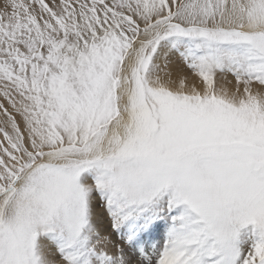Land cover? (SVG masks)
<instances>
[{
	"label": "rangeland",
	"instance_id": "rangeland-1",
	"mask_svg": "<svg viewBox=\"0 0 264 264\" xmlns=\"http://www.w3.org/2000/svg\"><path fill=\"white\" fill-rule=\"evenodd\" d=\"M55 1H57L58 3H60V2L63 3L62 0H55ZM63 1L67 2L69 6L73 5V7L79 8L80 12L86 13V16L90 20L93 19V21H95L96 19H99L100 24L102 23V20H106V19L108 21L112 20L111 23H113L114 31H109L108 35L111 36L112 34L115 33L113 38L115 40H118L117 42L119 43V45L124 46V48L127 47L129 44L133 43V41H135V39L143 38L146 35L149 36L151 33L154 34L155 31H157L158 29H161V34L160 35L157 34L152 39L153 40L152 43L155 45V47L150 42V44L148 46L149 49L147 47L145 49V51L142 52L143 54H142L140 60H138L139 61V62H137L138 64L137 63L135 64L136 75L141 73L143 68L146 69V66H149L152 63V60H150L151 58H149L150 55L152 56L153 53L156 54L157 52H159L161 46L164 43H166L168 45L170 51H172V53L174 55L172 58L166 57L167 62L165 61L163 63V67L159 68V71L164 69V72H162L163 74L165 72H168V70H170L171 68H173L175 70L180 71L179 74H181V72H184L183 74H181V76L192 75V77H194V78H200L201 77L200 79H202L203 75H204V78L206 77L205 79H207L206 82L210 81V83L211 82L216 83V81L222 82L226 78V80L222 83L223 84L224 83L232 84V86L233 85L236 86V84L239 80V81H241L239 86H241L243 84L242 85L243 89H247L248 86H253V87L256 86V87H260L261 89L263 88V90H264V87H262V86H264V78H262V76H261V78L259 79L260 76H258V73L256 72L255 64L251 60L252 58H250L251 56L249 57L248 56L249 54H247V51L244 50L243 48H240L238 43L235 44L236 42L241 41V40L234 39V36L230 32H229L230 33V35H229L228 32H225L223 30L217 31L214 34L212 33V37L215 35H219L222 38V40L221 39L220 40L223 44L220 42L214 47L215 42H213V39L211 37H209L210 40H209V43L207 44V48H206V50H203V48H204L203 45H205L203 43L205 36L203 38H201V37L197 38V41H196L193 38V35H191L192 33L196 32V31H194V30L192 31L191 29H189L191 26L190 25L191 23H189V19H191L193 15L196 18L200 17L202 15V13L199 16H198V14L200 13V11L203 10L202 6L207 5L209 8V6H213V4L218 5L219 0H198L199 5L197 4L196 8H194L195 9L194 11L190 7L187 8L186 2H188V0H181L180 2H178L179 0H149L148 4H145V5H143L141 0H135V1L133 0L134 3L136 1H138V3H135V4L132 2V0H120V1L119 0H105V1L98 0V2H97V0H81V1L78 0L75 2H72L70 0H63ZM183 1H185L184 2L185 4L183 3ZM74 3L76 4L75 6H74ZM190 3L191 2H188L187 5L189 6ZM0 4H2L4 7H7L6 11H2L0 9V27H1L0 28V80L2 79L1 78L2 75H4L5 77L8 76V77L12 78L13 81H16L18 84H20L22 88H25L28 90H30L32 88L31 90H33V92L35 94H38V95L42 94V92L44 90L43 87H45L47 84L49 85V79L51 81L53 80L52 82H53V84H55V88H54L55 92L52 93V96L49 98V100H48L49 104L48 105H52L55 107L60 106L61 101L64 100V97L62 96V94L64 92H66L67 90L78 89V90H80V92L84 91L83 92L84 94L81 95V98L85 97V95L88 97L87 98L85 97V99L79 98V100H84L86 102V105H84L85 107L83 106L82 110H84L86 113L88 111V114H87L88 122H87V124L96 126V124H91V123H92V121H94V123L96 121V115H97V111H98L97 108L100 107L99 104L100 105L102 104L101 98L103 97L102 93L100 92V88L98 87L99 81L96 80L98 77H96V75H93V74H91V78L87 77L86 73L84 72L83 67L79 63L75 64V62H76L75 56L76 57L82 56L83 58L89 57V55H91V53H92V51H94V49H96L95 50L96 52H98L100 54H102V53L104 54L106 47L109 48L111 46V44L108 43L106 45L105 42L102 39H100L98 36L96 39H99V40L94 41L92 44L88 39H86V37H87L86 35L78 33L75 28H72V29L67 28L64 31L65 33L63 32V34H56L54 32L53 27L51 25H49L48 20L46 19L49 16L50 19L53 20L54 22H57V20H59V15H58L57 10H55L56 8H54L53 0H0ZM81 5H83V6H81ZM133 6H135V7H133ZM182 6H184V7H182ZM124 7H126V8H124ZM150 7H151V9H149ZM163 7H165V8H163ZM178 7L181 10H179ZM31 8L39 10L40 17L42 19H46V22L40 25V23L37 19L38 14H32ZM102 8H103V10H102ZM8 10H9V16L5 15V13ZM14 10H15V12H12ZM187 10L193 11V12L191 13V12H188ZM203 11L205 13V10H203ZM107 14H109L110 16ZM104 16H106V18ZM156 17H158V18H156ZM169 17H171V18H169ZM19 18H21V19H19ZM7 19L9 22L7 21ZM31 19H32V21H31ZM151 19H153V21ZM185 23H189V24H185ZM124 26H126V28ZM58 27H59V25H58ZM69 29H71V30H69ZM184 29H185V31H184ZM169 30H170V32H169ZM74 31H75V33H74ZM10 32H11V34H10ZM145 32H148V33L144 36L143 33H145ZM72 33H73V35H72ZM140 33H141V35H139ZM148 36H146V37H148ZM151 37H153V36H150L148 38H151ZM88 38H90V37L88 36ZM176 39H177V41H175ZM259 39L261 41H264L263 36ZM37 40H38V42H37ZM40 40H42V41H40ZM200 40H202V41H200ZM77 41L80 43L79 46H78ZM156 42H158V43H156ZM39 45H40V47H39ZM228 46H229L228 49H230V50H226L227 53H224V55L228 56L229 55L228 53H233L232 58L233 59L235 58L236 67L232 70L229 67L228 71H221L220 69H218V67H215V65L218 64V62L220 60L217 58L216 59L212 58L210 56V54L214 51L217 52L219 50V48H226ZM30 47H32V48H30ZM187 47H189V48H187ZM37 49H38V52H37ZM42 49H44V50H42ZM32 50L34 52H32ZM42 53H45L44 59L41 60V59L35 58V57L39 58V56ZM36 54H37V56H36ZM204 54H207L210 57L206 60V58L203 57ZM170 58L173 59V62H174V63L173 62L171 63V66H170V64H168V62L171 60ZM145 60H147V61H145ZM205 61L207 63L206 66H208V67H209V65L211 66V63H214V65H212V67H209V69H211L210 70L211 72L208 71L209 69L207 71L200 69V65L202 63H204ZM8 62H10L12 64H10ZM5 63H6V65H5ZM9 64L11 65V67ZM72 64H73L74 68H76L75 70L72 67ZM172 64H173V66H172ZM144 65H145V67H144ZM40 68H42V69H40ZM48 69H49V71H48ZM155 69H157V68H155ZM52 70H54V71H52ZM216 70H217V72H214ZM219 71H220V73H218ZM155 73L156 74L158 73L157 76L162 75L161 71L155 72ZM51 74H55V75L51 76ZM254 74H255V77L253 76ZM14 75L16 77H13ZM227 75L230 78V80H229V78L224 77ZM251 76H253L254 78ZM221 77H222V79H221ZM240 78H242V79H240ZM45 79H47V80H45ZM231 79H233V81H235V82L237 81V82L235 83ZM258 79L259 80L262 79V80L259 81ZM242 80H243V82H242ZM250 80L252 81L251 83H249ZM1 81H3V79ZM1 81H0V89H1V87H3V83H5L4 81L3 82H1ZM55 81H57V83ZM63 81H65L66 84ZM231 81H232V83H231ZM85 82H86V84H85ZM262 82H263V85H262ZM22 83L23 84L25 83V84L23 85ZM233 83H235V84H233ZM245 83H247V84H245ZM31 84H32V86H31ZM245 86H247V87H245ZM71 87H73V88H71ZM88 87H90V88H88ZM94 88L98 89V91L95 92ZM89 89L91 91H89ZM92 89H94V90H92ZM90 95H92L93 99L96 96L95 100L97 99L96 100V106L97 107H95L94 108L95 110H93V111L88 109L89 107H87V106H91V104L87 102V99L88 98L90 99ZM73 99H75V98L71 97V99L68 100L66 105H70L71 102L73 101ZM95 100H93V101H95ZM215 100L220 105L215 103L216 102ZM111 102L113 103V101H111ZM112 103H110L108 114H111L112 111L114 110V103L113 104ZM111 106H113V107H111ZM55 107L50 108V106H47L45 109L46 120L49 119L48 121H51V123L54 125H56L61 120V115L59 113L60 108L56 109ZM230 107H232V108H230ZM202 108H203V110H202ZM197 109H200L201 113L203 111L202 116H203V118H205V121L203 120L204 122L202 124L203 125L202 128L203 127L204 128H203L202 134L195 132L196 134L193 133V136L190 135L191 141H189L188 138H186V141L185 140L183 142L180 141L181 143L179 145L176 144L177 147L175 149L174 148L173 149L166 148L167 146L162 140L154 139L153 132H157L158 124H157L156 120L153 118V115L148 113V115H146L147 117L143 115L142 123L144 124V127H143L144 129L139 130L137 132V136H136V139H137L136 144H138V149L140 147H141V149H139L138 151L136 150L135 154H136V152H139L140 154L137 153L136 155L134 154L133 157H126V158L121 159V160L120 159L114 160L111 164L105 163L104 166H102L104 169L101 168V169L106 170V171H112V173H114L115 175H116L115 172L118 171V175L115 177V181L117 180L116 181V189H117V191L121 197H125L126 199L130 198V200L128 199V201H129V204L131 206L134 207L135 205H139V206L143 207L142 205L148 204L147 205L148 208H146V216L144 218L146 223H147L146 231H145V229H140V227L136 226V227H134V231L131 232L132 234L131 233L124 234V233H122V229L117 224L113 227L115 221L112 218L111 219L113 221H111V222L108 219V222L110 223V226H109L110 234L112 235V237H110L109 235L104 233V237L96 242L95 247H90V251H91L92 255L89 257H85L84 253L81 251V245H80L81 236L80 235H82V233H84V229L86 227V223L82 221V218L84 220L86 219L85 217L87 216V213H86L87 211H85V210H88V207L90 205V201L88 200V201L84 202L83 194L81 193V189H79V186L81 188L80 178L82 177V175L85 176L84 179H87V184L90 185V187L93 189L94 194L91 195V198H94L97 201L96 206H98L97 208H98L99 212H100V210L101 211L107 210L108 212L113 211V206L109 205L110 203L105 200V198L107 199V198L112 197V196L110 194H106L107 197H106V195L104 196V194H105L104 192H105L106 188L109 189L110 186L112 185V182L109 181V178L106 179L108 176L107 177L104 176L103 178H101V175H100L101 171H100V168H98L99 163H94L93 165H89L86 169H84L82 171L79 169L72 171V173L69 176H67L64 173L60 174L61 177H60L58 183H55V177L59 174V172L57 173V172L52 171L50 169H45L46 175L50 174V171L53 172L52 175H48L49 179H45V177H44L45 174H44L42 168H39L40 170L39 169L36 170V172H35L36 176H33L34 174L32 173V181L34 183L35 182L40 183L41 186L36 185L38 190H39L38 192H33L32 190L29 189V193L31 194L32 198L38 203V207H39V208L37 207L36 209L34 208V210L31 211V214H33L32 215L33 218L31 220L34 224V227L30 224V237L36 236L37 232L40 229H47V230H50L48 233H54L55 231H52V230H54L56 227H59L60 229L64 228V230L70 234L69 237L71 239V242L74 243L76 246L75 247L76 251L74 252V256H68V255L66 256L65 255L63 257L60 253L59 248L57 246H55V247L57 249L56 250V254L58 257L57 259L62 263L66 262L69 264H88V263L89 264H91V263L92 264H98L97 263L98 259L96 257L98 252L96 250V247L98 249H100L102 252L108 251V245L109 244L113 245V242L110 239H116L118 241L116 244L115 250L112 249V251L114 250L115 252H118V253L120 252L119 255L117 256V258L120 262H126V260H127V262H128V260H130V261H138V260L141 261L142 260L141 262H143L144 264L145 263L149 264L152 261V258L156 257L157 259L156 260L154 259L153 263H150V264H154V262H155V264H171L172 260L175 262V264H247V260L251 257L252 252H253L256 244L260 240V235H259V230H258V226H257L256 222L254 221L253 223H248L246 220V215L244 213H242V209L239 210L240 211L239 215H232L233 213H231L230 215H232L233 217L232 216L230 217L228 212L225 209H222L224 214L216 212L215 216L213 214H211L209 216L208 220H206V221L202 220L205 224L209 225L211 229L216 227L215 229H213L214 232L212 233V235L208 234L206 236L205 232H203V231H201L200 233H197V231L189 230L185 226L181 225V222H180L181 219L178 218L177 215L175 216V213L173 211L172 201H173V195L174 196L178 195L180 198L183 197L184 203L187 207H189L190 209H194L193 203H197L198 205L206 203V201L203 202L205 197H203L202 194L208 195V193H209L211 195V199H212V202L210 203V207H212V208L213 207L215 208L217 206H220L222 208V205L220 202H218V200H219V198H223V199H225L224 203L230 202L232 205H237V206L241 205L242 207H245V208L252 207L256 213H261V212L264 213V211H261V210H263V208L261 207L260 202H259V194H261V193L258 189L253 188L254 186L257 185L258 179H259V182L264 185V169L261 168L263 166L262 165L256 166V163L254 162L253 159H250V160L246 159L247 160V168L250 170L249 172L247 171L248 176H247V173H244V175H241L242 176L241 178L239 177V178H234L233 180H228V179L225 180V176L223 175V172H224L225 167H227V165L224 163V161L227 160V157H226V155L220 156L219 155L220 153H217V152H219L218 151L219 148H224V150H227L229 148H233L236 145H238V146H236L238 148H240L242 146V148H245L246 150L249 149L252 152L253 150H255V148L258 147L257 144H259V145H261V146H259L260 150L261 149L263 150L264 149V140H263L264 139V129L261 128V131H258L259 133L257 134L256 131H252V130L245 128V125H239V124H242L241 121H239L236 124V122H237L236 119L240 118V116L238 117L237 114L235 113V110H236L235 107L229 106L228 103L223 102L221 100H218V99H216V97L211 99L206 104V108L203 106H197ZM3 111L4 110H2L0 108V134L2 136H4L10 142L9 143L10 148L6 145L0 146V172H1V170L7 171V173L6 172L0 173V179L4 180L3 184L0 185V193H1L0 198H2V199L5 196H8L9 194H11L12 191H14V189L19 184L18 177H21L24 174L28 175V172L32 168H34L36 163L41 159V154H42V152L40 150L29 152V149H28L29 147H28L26 140L24 138V134H23L22 130L20 129L19 125L17 124V121L15 119H14L15 121L13 119L10 120V118H8L6 112H4L6 114L2 113ZM4 120L5 121L8 120V123H9L8 125L12 124L13 128H15L16 131L13 132V129L10 130L7 127V125L5 124ZM67 120L70 121L69 118ZM161 123H163V122L160 121L159 124H161ZM159 128H160V125H159ZM208 128H210V129H208ZM235 128H237V130L239 132L235 133L233 130ZM64 130L67 131V129H64ZM205 130L207 132H205ZM208 130H209V132H208ZM210 130L211 131L213 130V132H215L217 135L212 136L210 134V132H211ZM221 130H223V131H221ZM227 131H229L230 133ZM245 131L248 132L249 136H247L248 137L247 139H250V141L244 142V144L241 145L240 143H242V142H240L241 140L239 141L238 135L243 134ZM87 132H89V131H87ZM21 133H22V135H21ZM194 135H195V137H194ZM208 135H210V136H208ZM21 136H23V137H21ZM52 136H53L52 139H55V136L54 135H52ZM218 136H221L220 141H222L223 147H214L216 149H213L212 147H210V144L217 143L219 141V140H217ZM153 140H154V142H153ZM193 140L196 143L193 142ZM0 141H4V139H2ZM19 142H20V144H19ZM148 142H151L152 144L148 143ZM260 142H262V143H260ZM24 143H26V144H24ZM187 144H188V146L190 144V146H189L190 148L192 146L193 147L191 149L189 148L187 153H184L187 155L186 157H182V156H181L182 158L172 157V155H177V154L183 152L182 148L184 149L183 146L187 145ZM245 144L250 145L251 147L247 148L245 146ZM262 145H263V147H262ZM151 146L152 147L154 146V147L152 148ZM155 146H157V147H155ZM196 146H198V147H196ZM206 146H208L207 148H209V149H207ZM147 148H148V150H147ZM7 149H10V151H12V153L14 155H10L7 152ZM149 150H151V151H149ZM262 150L259 151L260 155H264V152ZM162 151H163V154H162ZM15 154H16V156H15ZM195 154H201L202 156L198 155L199 156L198 157ZM18 155L21 156L22 158H24L23 164L21 166L22 168H20L18 173H14L15 174L14 177L7 179V177L9 175H12V173H8V171H10L9 164L10 163L15 164V160H18L17 162H19ZM182 155H183V153H182ZM210 155H211V157H209ZM139 156H142L143 158L139 157ZM236 158H240V156L237 155ZM13 159H15V160H13ZM27 159H29V160H27ZM146 159H148V160H146ZM165 159H167V160H165ZM263 159H264V156H263ZM144 160L146 162H144ZM218 160H219V162H216ZM239 163L241 165H243V163L241 161ZM250 163H252V164H250ZM15 166H16V164H15ZM97 168L99 170L94 171V169H97ZM146 168H147V170H146ZM156 171L164 172L166 175L158 176L159 177L158 178L157 176H154V172H156ZM212 172H213V174H212ZM55 174H57V175H55ZM250 174L252 175V177L254 176V178H250L249 177V176H251ZM162 176H163V179H162ZM13 178H15V179H13ZM183 178H184V180H183ZM41 179L43 180V182ZM91 180H92V182H91ZM108 182H110V183L108 184ZM95 183H101V185L97 184V186H94ZM4 184H7V185L2 187ZM251 186H252V189L249 188ZM103 188H105V189H103ZM162 189H163V195H165V199H166L165 200V207L166 208L163 209V207H162L163 214H164V210H165L167 217L169 219V223H167L168 225L163 224L161 226L160 225V219L162 220L163 217H160V213L152 214V215H150V214L154 211V208L153 209L151 208V206L154 203L153 200L156 201V198H158V195L160 196ZM173 189H174V191H173ZM224 189H225V191H224ZM102 190H103L104 194H102ZM128 190H131V192L129 193ZM168 190H169V192L172 191L174 194L172 192H171L172 194L166 193V192H168ZM95 191H97V192H95ZM110 191H111L110 193H112V188H110ZM184 192H185V194H184ZM50 193L63 195L64 199L66 200V202H64L65 204L63 203V205H62L61 200L58 198L53 200L52 197L50 196ZM180 193H181V196H180ZM77 195L81 197V199H82L80 201L81 203L79 202ZM96 197H97V199H96ZM50 198H51V200H49ZM91 198H90V200H91ZM38 200H39V202H38ZM194 200H195V202H194ZM199 200L201 201V203L199 202ZM150 201L153 203H151ZM115 202H118V201H115ZM252 203H254V204H252ZM41 204H43V205H41ZM60 204H61V206H59ZM157 205L159 206V203H157ZM76 206H78L79 209L81 210L80 211L81 213L79 216L75 212ZM64 207L65 208L67 207V208L65 209ZM102 207H104V209H101ZM105 207H107V208H105ZM180 209H182V208H180ZM39 210H43L44 211L43 214H41L39 212ZM35 211H37V212H35ZM114 216L115 215L111 214V217H114ZM223 218H224V220H222ZM71 219L72 220L74 219V220L72 221ZM138 220H140V218H136V222ZM75 221L76 222L78 221L79 223L78 222L76 223ZM218 221H219V223H218ZM228 223H230V224H228ZM111 224H112V226H111ZM218 224H219V226H216ZM135 225H137V224H135ZM156 227H157V229H156ZM240 229H242L241 235H243V240L237 239V237L235 235V232L240 230ZM147 230H148V232H147ZM138 231H142V233L146 234L145 235L146 241H148L149 238H151V240L153 238V241L151 243H148V246H146V245L137 246L135 244V242L138 240V237L135 236V232H138ZM187 232H192L193 235H191V236L196 237L195 249H194V251L191 250V252L189 251L190 247L184 245L185 241L187 242L191 238V237H189V238L187 237ZM16 233H18L20 236L22 235L21 237L24 239L25 245L28 246V240L25 238L27 235V232H16ZM12 234L15 236V238L17 240L20 239L15 233H12ZM199 236H201V237H199ZM198 237H199V239H197ZM31 240L32 239L30 238V241ZM181 240H183V241H181ZM204 241H205V243H204ZM12 242H13V240H12ZM216 242H217V244H216ZM202 243H203V245H202ZM235 244H237L238 247ZM131 245H132V247L130 248ZM13 246H15V244H13ZM16 248H18V247H16ZM125 248L126 249L128 248L130 250L128 252H123V251H125L124 250ZM133 248L135 249L136 252L133 250ZM116 249H118V250H116ZM16 250L14 247L12 248V251H10L8 253V257H7L8 260H10V258L13 257L14 262L16 261L17 254H18L16 252ZM4 251H5L4 248H2V246H1L0 247V253H2ZM133 251L136 254H134ZM216 251L217 252L219 251V252L217 253ZM33 252H34V254H33ZM121 252H122V255H124L125 257L121 256ZM183 252H185V253H183ZM126 253L131 254L130 257L128 256L129 258H126L127 257ZM35 255H36V251H34V250H32L30 252V257H29V253L26 252V254H25L26 261H24L23 264H37V263L39 264V261L36 260L37 258L35 257ZM60 256H62V258ZM110 256L106 257V260L109 262H112L113 257H112V255H110ZM92 258L97 259V260L95 262H92L91 261ZM123 258L125 261L123 260Z\"/></svg>",
	"mask_w": 264,
	"mask_h": 264
},
{
	"label": "bare ground",
	"instance_id": "bare-ground-1",
	"mask_svg": "<svg viewBox=\"0 0 264 264\" xmlns=\"http://www.w3.org/2000/svg\"><path fill=\"white\" fill-rule=\"evenodd\" d=\"M70 1L75 2L78 0H70ZM79 1H81V0H79ZM103 1H105V0H103ZM148 1L149 0H141L143 5L148 4ZM180 1L181 0H179L178 2H180ZM62 2L63 3H61V2L58 3L57 1L53 0V5H54V8H56L55 10H57V12H58L59 20H57V22H54L53 20L50 19L49 16L46 18L48 20L49 25H51L53 27L54 32L56 34H63V32L67 28H71V29L75 28L78 33L86 35L87 36L86 39H88L92 44L94 41L99 40V39H96L97 36L100 39H102L106 45L108 43L111 44V46L109 48L106 47L104 54L103 53L100 54V53L95 51L96 49H94V51H92V53H91V55H89V57L83 58L82 56H77V57L75 56V59H76L75 64L79 63L83 67L84 72L86 73L87 77L91 78V74L96 75V77H98L96 80L99 81L98 87L100 88V92L102 93V96H103L101 98L102 104L101 105L99 104L100 107L97 108L98 111H97L95 123H94V121L91 120L92 121L91 124H96V126L89 125V124H87V122H88V116H87L88 111L86 113L84 110H82L83 106L86 105V102L84 100H79V98H81V95L84 94L83 93L84 91L80 92V90H78V89L67 90L66 92H64L62 94V96L64 97V100L61 101L60 106L55 107L52 105H48L49 104L48 103L49 98L52 96V93L55 92V90H54L55 84H53V82H52L53 80L51 81L49 79V85L47 84L45 87H43L44 90H43L42 94L38 95V94H35L33 92V90H31L32 88L30 90L22 88L21 85L18 84L16 81H13L12 78H10L8 76L5 77L4 75L1 76V78L5 82V83H3V87H1V89H0V108L2 110H4L2 113L6 112L8 118H10V120L15 119L17 121V124L19 125L20 129L22 130V132L24 134V138H25L26 143L29 147L28 148L29 152L40 150L42 152V154H41V159L36 163L34 168H32L28 172V175L24 174L23 176L18 177L19 184L14 189V191H12L11 194H9L8 196H5L3 199L0 198V247L2 246V248H4V250H5L4 252L0 253V264H23L24 261H26V259H25L26 252L29 253V257H30V252L32 250L36 251L35 257L37 258L36 260L39 261V264H69L66 262L62 263L57 259L58 258L57 254H56L57 249L55 246H57L59 248L60 253L63 257L65 255L66 256L67 255L68 256H74V252L76 251V248H75L76 246L74 243L71 242V239L69 237L70 234L67 231H65L64 228H62V227H61L62 229H60L59 227H56L54 230H52V231H55L54 233H48L50 230L39 228L40 230L37 232V235L30 237V224L34 227V224L31 220L33 218V216H32L33 214H31V211L34 210V208L36 209L38 207V203L32 198L31 194L29 193V189L32 190L33 192L39 191L36 185L41 186L40 183H38V182L34 183L32 181V173L34 174L33 176H36L35 172L37 169H39V168L43 169V172L45 174V176H44L45 179H49L48 175L53 174V172L50 171V174L46 175L45 169H50V170L55 171L57 173L59 172L58 175L55 174V175H57L55 177V183H58V181L61 177L60 174L64 173L67 176H69L72 173V171H74V170L79 169L82 171V170L86 169L89 165H93L94 163H99V165H98L99 167L98 166L97 167L100 168L101 172L100 171L99 172L101 173L100 174L101 178H103L104 176H106V177L108 176L106 179L109 178V181L112 182V185L110 186V188H112V193H110L111 192L110 188L109 189L106 188V190L104 192L105 194L103 193V190H102V194H104V196L106 194H110L112 196V197H109L107 199L105 198V200L110 203L109 205L113 206V211L108 212L107 210H104V211L100 210V212H99V210L97 208L98 206H96L97 201L94 198H91V195L94 194L93 189L90 187V185L87 184V179H84L85 178L84 175H82V177L80 178L81 188L79 186V189H81V193L83 194L84 202L89 200L90 205L88 207V210H85V211H87L86 212L87 216L85 217L86 219L84 220L82 218V221L86 223V227L84 229V233H82V235H80L81 241L80 240L79 241H80V245H81V251L84 253L85 257H89L92 255V253L90 251V247H95L96 242L104 237V233H106L107 235L112 237V235L110 234V228H109L110 223L108 222V219L110 220V222L114 220L115 223H114L113 227L117 224L122 229V233H124V234L131 233L132 231H134V227H136V226L140 227V229H145V231L147 229V223H146L144 218L146 216V208H148L147 207L148 204L142 205L143 207H141L139 205H135L134 207L131 206L129 204V201H128V199L130 200V198L126 199L125 197H121L120 194L118 193L117 189H116V181L117 180L115 181V177L118 175V171L115 172L116 173V175H115L114 173H112V171L103 170L104 168L102 167V166H104L105 163L111 164L114 160H118V159L121 160V159H124L126 157H133V155L135 154V151L136 150L138 151L139 149H141V147L138 149V144H136V140H137L136 136H137V132L139 130L144 129L143 128L144 124L142 123L143 115L146 116V115H148V113L153 115V118L156 120V122L158 124L157 132H153V137H154V139L162 140L166 144V146H167L166 148H168V149H173V148L175 149L177 147L176 144L179 145L184 140L186 141V138H188V140L191 141L190 135L193 136V133H195V132L199 133V134L203 133L204 127L202 128V126H203L202 124L205 121V118H203V116H202L203 111L201 113V110L197 109V106H203L206 108V104L211 99H213L215 97L218 100H221L223 102L228 103L229 106L235 107V109H236L235 113L237 114L238 117L240 116V118L236 119L237 120L236 124L239 121H241L242 124H239V125H245V128L252 130V131H256L257 134L259 133L258 131H261V128L264 129V90H263V88L261 89L260 87H256V86H255L256 88L253 86H248V87L245 86V87H247V89H243V86H242L243 84L241 86H239L241 81H239L238 79L237 80L239 83L236 81L237 82L236 86H234V85L232 86V84H227V83L223 84L222 82H224L226 80V78L222 82L216 81V83H214V82L210 83V81L206 82L207 79H205L206 77L204 78V75H203L202 79H200L201 77L200 78H194V77H192V75H185V76L183 75L184 76L183 77V76H181V74H183L184 72H181V74H179L180 71L175 70L173 68H171L170 70H168V72H165L164 74L162 73V72H164V69L160 70L162 75L157 76L158 73L156 74L155 72H160L159 68L163 67V63L166 61V57L172 58L174 55L172 53V51H170V49L166 43H164L161 46L159 52H157L156 54L153 53L152 56L150 55L149 58H151L150 60H152V63L149 66H146V69L143 68L141 73H139V74L137 73L138 75H136L135 64L137 62H139L138 60H140V58L143 54L142 52L145 51V49L149 46L150 42L151 43L153 42L152 39L154 38V36H156L157 34H159V35L161 34V29H158L157 31H155L154 34L151 33L152 35L150 34L149 36L146 35L148 32L143 33L144 36L146 35L148 37H150V36H153V37H151V38H148L146 36L143 38L137 37L138 39H135V41H133V43L129 44L127 47L124 48V46L119 45V43L117 42L118 40H115L113 38L115 33L112 34L111 36L108 35L109 31H114L113 23H111L112 20H110V21H108L107 19L102 20V23L100 24L99 19H96L95 21H93V19L90 20L86 16V13L80 12L79 8L73 7V5L69 6L68 3L63 1V0H62ZM97 2H98V0H97ZM132 2H133V0H132ZM184 2L185 1H183V3ZM188 2H191L189 6L187 5ZM188 2H186L187 8L190 7L194 11L195 10L194 8H196V6L198 4V0H188ZM135 3H138V1H136ZM75 5L76 4L74 3V6ZM81 6H83V5H81ZM133 7H135V6H133ZM182 7H184V6H182ZM124 8H126V7H124ZM163 8H165V7H163ZM0 9L2 11H6L7 7H4L2 4H0ZM149 9H151V7ZM202 9L205 10V13L203 10L200 11V13L198 14V16H199L202 13V15L200 17L196 18L193 15L192 18L189 19V23H191L190 24L191 26L189 25L190 26L189 29H191L192 31L193 30L196 31V32L191 34V35H193V38L196 41H197V38H199V37L203 38L205 36L204 42H203L205 45H203L204 46L203 50H206V48H207V44L209 43V40H210L209 37H211L213 39V42H215L214 47L218 43L221 42L222 38L219 35H215V36H213L214 37L213 38L212 33L214 34L217 31H221V30L228 32L229 35L231 33L234 36V39L241 40V41L236 42L235 44L238 43L239 47L246 50L247 54H249L248 55L249 57L251 56L250 58H252L251 60L255 64L256 72L258 73V76H260L259 79L261 78V76H262V78H264V41H261L259 39L262 36L264 37V0H219L218 5L213 4V6H209V8L207 5H204V6H202ZM102 10H103V8H102ZM179 10H181V9L179 8ZM31 11H32V14H38L37 19H38L40 25L46 22V19H42L40 17L39 10L31 8ZM193 11H188V12L192 13ZM12 12H15V10ZM5 15L9 16V10L5 13ZM107 15H109V14H107ZM104 17L106 18V16H104ZM156 18H158V17H156ZM169 18H171V17H169ZM19 19H21V18H19ZM151 20L153 21V19H151ZM7 21H8V19H7ZM31 21H32V19H31ZM189 23H185V24H189ZM58 25H59V27H58ZM124 27L126 28V26H124ZM71 29H69V30H71ZM184 31H185V29H184ZM169 32H170V30H169ZM74 33H75V31H74ZM10 34H11V32H10ZM72 35H73V33H72ZM139 35H141V33ZM88 36L90 38H88ZM40 41H42V40H40ZM175 41H177V39ZM200 41H202V40H200ZM37 42H38V40H37ZM156 43H158V42H156ZM79 45H80V43L78 42V46ZM152 45L155 47V45L153 43H152ZM39 47H40V45H39ZM30 48H32V47H30ZM187 48H189V47H187ZM228 48H229V46L226 48H219V50L217 52L214 51L210 54V56L212 58H214V59L217 58L220 60L218 62V64L215 65V67H218V69H220L221 71H228L229 67L232 70L236 67L235 58L234 59L232 58L233 53H228L229 54V55L227 54L228 56L224 55V53H227L226 50H230ZM38 49H37V52H38ZM44 49H42V50H44ZM148 49H149V47H148ZM32 52H34V51L32 50ZM36 56H37V54H36ZM210 56L207 54L203 55V57H205L206 60ZM35 58L42 60L45 58V53H42L39 56V58L38 57H35ZM145 61H147V60H145ZM172 62H173V59H171L168 62V64H170V66H171ZM8 63H10V62H8ZM10 64H12V63H10ZM206 64H207L206 61L204 63H202L200 65V69L207 71L209 69V67H212V65H214V63H211V66L209 65V67H208V66H206ZM5 65H6V63H5ZM172 66H173V64H172ZM10 67H11V65H10ZM72 67L74 68L73 64H72ZM144 67H145V65H144ZM155 68H157L158 70ZM40 69H42V68H40ZM75 69L76 68H74V70ZM210 70L211 69H209L208 71H210ZM48 71H49V69H48ZM52 71H54V70H52ZM214 72H217V70ZM218 73H220V71ZM54 75L55 74H51V76H54ZM253 76L255 77V74ZM253 76H251V77H253ZM13 77H16V76L14 75ZM224 77L229 78L228 75L224 76ZM242 78H240V79H242ZM221 79H222V77H221ZM45 80H47V79H45ZM229 80H230V78H229ZM231 80L233 81V79H231ZM261 80H259V81H261ZM3 81H1V82H3ZM232 81H231V83H232ZM55 82L57 83V81H55ZM63 82H65V81H63ZM233 82H235V81H233ZM242 82H243V80H242ZM251 82L252 81L250 80L249 83H251ZM235 83H233V84H235ZM247 83H245V84H247ZM65 84H66V82H65ZM85 84H86V82H85ZM262 85H263V82H262ZM31 86H32V84H31ZM262 87H264V86H262ZM71 88H73V87H71ZM88 88H90V87H88ZM94 89H92V90H94ZM89 91H91V90L89 89ZM97 91H98V89H95V92H97ZM71 97L75 98V99H73V101L71 102L70 105H66L68 100L71 99ZM85 97L87 98L88 96L85 95ZM85 97H82V98L85 99ZM95 98H96V96H95ZM95 98L93 99L92 95H90V99L89 98H88L89 100L87 99V102L91 104V106H87V107H89L88 109H90L92 111L95 110L94 109L95 107H97L96 106V100L97 99L95 100ZM93 100H95V101H93ZM111 101H113V103H114V110L112 111L111 114H108L110 103H112ZM215 103H217V101ZM217 104H219V103H217ZM47 106H50V108L55 107L56 109L60 108L59 113L61 115V120L56 125L52 124L51 121H48L49 119L46 120V118H45L46 117L45 116V109ZM111 107H113V106H111ZM230 108H232V107H230ZM202 110H203V108H202ZM6 113H4V114H6ZM68 118L70 119V121L67 120ZM160 121L163 123L159 124ZM5 124L7 125V127L10 130L13 129V132L16 131V129L13 128L12 124L8 125L9 124L8 120L5 121ZM159 125H160V128H159ZM64 129H67V131H65ZM208 129H210V128H208ZM206 130H205V132H207ZM233 130L235 133L239 132L237 130V128H235ZM87 131H89V132H87ZM221 131H223V130H221ZM208 132H209V130H208ZM227 132H229V131H227ZM210 134L212 136L217 135L215 132H213V130L210 132ZM21 135H22V133H21ZM52 135L55 136V139H52V137H53ZM208 136H210V135H208ZM238 136H239V141L241 140L240 142H242V143H240L241 145L244 144V142L250 141V139H247L248 138L247 136H249V135H248V132H246V131L243 134L238 135ZM21 137H23V136H21ZM194 137H195V135H194ZM2 139H4V141H0V146L6 145L9 147L10 142L4 136H2L0 134V140H2ZM220 139H221V136H218L217 140H219V141L217 143L210 144V147H212L213 149H216L214 147H223L222 146L223 143H222V141H220ZM153 142H154V140H153ZM193 142H195V141L193 140ZM26 143H24V144H26ZM148 143H151V142H148ZM260 143H262V142H260ZM19 144H20V142H19ZM189 146H190V144H189ZM189 146H188V144L184 145L183 146L184 149L182 148L183 152H181L177 155H172V157H174V158L186 157L187 155L184 153H187L188 149L190 148ZM198 146H196V147H198ZM236 146H238V145H236ZM236 146H234L233 148H229L227 150H224V148H219L218 149L219 152H217V153H220L219 154L220 156L226 155V157H227V160L224 161V163L227 165V167H225L224 172H223V175L225 176V180L226 179L233 180L234 178H239V177L241 178L242 177L241 175H244V173H247V171L249 172L250 170L247 168V160L246 159H249V160L253 159L254 162L256 163V166L262 165L263 167H261V168L264 169V159H263L264 155H260V152H259L262 150V149L260 150V148H259V146H261V145L257 144L258 147L255 148V150H253L252 152L249 149L246 150L245 148H242V146L240 148H238ZM245 146L247 148L251 147L250 145H246V144H245ZM155 147H157V146H155ZM207 147L208 146H206V148ZM262 147H263V145H262ZM148 148H147V150H148ZM207 149H209V148H207ZM149 151H151V150H149ZM262 151L264 152V149ZM7 152L10 155H14L12 153V151H10V149H7ZM137 153H139V152H136V154ZM182 153H183V155H182ZM162 154H163V151H162ZM195 155L198 156L201 154H195ZM211 155L209 157H211ZM237 155H239L240 158H236ZM15 156H16V154H15ZM139 157H142V156H139ZM18 158H19V162H17L18 160L13 159V160H15L16 166H15V164H12V163L9 164L10 171H8V173H12V175H9L7 177V179L14 177V175H15L14 173H18L20 168H22L21 166L23 164L24 158H22L19 155H18ZM27 160H29V159H27ZM146 160H148V159H146ZM165 160H167V159H165ZM240 161L243 163V165H241L239 163ZM144 162H146V161L144 160ZM216 162H219V160ZM252 163H250V164H252ZM98 168L94 169V171H98L99 170ZM101 168H103V169H101ZM146 170H147V168H146ZM2 172L7 173V171L1 170L0 173H2ZM212 174H213V172H212ZM161 175H166V174L164 172H159V171L154 172V176L158 177ZM247 176H248V173H247ZM249 177L254 178V176L252 177V175ZM13 179H15V178H13ZM162 179H163V176H162ZM183 180H184V178H183ZM257 181H258L257 185L254 186L253 188L258 189L261 193V194H259V202H260L261 207L263 208V210H261V211H264V185L259 182V179ZM3 182H4V180L0 179V185H2ZM42 182H43V180H42ZM91 182H92V180H91ZM110 182H108V184ZM97 184L101 185V183H95L94 186H97ZM6 185L7 184H4L2 187L6 186ZM249 188L252 189V186ZM103 189H105V188H103ZM173 191H174V189H173ZM224 191H225V189H224ZM95 192H97V191H95ZM128 192L130 193L131 190H128ZM171 192H169V190H168V192H166V193L172 194L173 192L172 193ZM184 194H185V192H184ZM50 196L52 197L53 200H55L56 198L60 199L62 205L64 202H66L63 195H61V194L50 193ZM180 196H181V193H180ZM202 196L205 197L203 202L206 201V203L201 204V205H198L197 203H193L194 209H190L189 207H187L185 205L183 197L180 198L178 195H175V196L173 195L172 208H173V211L175 213V216L177 215L178 218L181 219L180 220L181 225L185 226L189 230L197 231V233H200L201 231H203V232H205L206 236L208 234L212 235V233L214 232L213 229H215L216 227L211 229L209 225H207L203 222L204 220L205 221L208 220V218L211 214H213L215 216L216 212L224 214L222 209H225L229 215L231 213H233L232 215H239V212H240L239 210L242 209V213H244L246 215V220L248 223H253L254 221L256 222V224L258 226V230H259V235H260V240L256 244V246L252 252L251 257L247 260V264H264V213L263 212L256 213L252 207L245 208V207H242L241 205H238V206L232 205L230 202L224 203L225 199H223V198H219V200H218V202L221 203L222 208L220 206L212 208V207H210V203L212 202L211 195L208 193V195L202 194ZM106 197H107V195H106ZM77 198L79 199V202L82 200L81 197L78 195H77ZM90 198H91V200H90ZM96 199H97V197H96ZM49 200H51V198ZM114 200L118 201V202H115ZM165 200H166L165 195H163V189H162V192L160 193V196L158 195V198H156V201L153 200L154 203L150 201L151 203H153L152 206L150 205L151 208L152 209L154 208V211L152 210L153 212L150 215L160 213V217H163L162 220L160 219V225L161 226L163 224L168 225L167 223H169V219L167 217L165 210H164V214H163V209L166 208L165 207ZM38 202H39V200H38ZM194 202H195V200H194ZM199 202L201 203L200 200H199ZM157 203H159V206L157 205ZM61 204L59 206H61ZM252 204H254V203H252ZM41 205H43V204H41ZM162 207H163V209H162ZM105 208H107V207H105ZM180 208H182V209H180ZM101 209H104V207H102ZM37 211H35V212H37ZM80 211L81 210L79 209V207L76 206L75 212L77 213L78 216L81 213ZM39 212L41 214H43L44 211L39 210ZM111 214H113L115 216L111 217ZM232 215H230V217ZM136 218H140V220H138L136 222ZM222 220H224V218ZM218 223H219V221H218ZM135 224H137V225H135ZM228 224H230V223H228ZM111 226H112V224H111ZM216 226H219V224ZM156 229H157V227H156ZM241 231H242V229L235 232V235H236L237 239H239V240H243V235H241V233H242ZM16 232H27V235L25 238L28 240V246L25 245L24 239L21 237L22 235L20 236ZM147 232H148V230H147ZM12 233H15L20 239L17 240ZM145 235L146 234L142 233V231L135 232V236L138 237V240L135 242V244L137 246H142V245L148 246V243H151L153 241V238H152V240H151V238H149L148 241H146ZM191 235H193L192 232H187V237L188 238L191 237V238L187 242L185 241V244H184V245L190 247V250H189L190 252H191V250L194 251L195 241H196V237L191 236ZM199 237H201V236H199ZM199 237L197 239H199ZM30 238L32 239L31 241H30ZM12 240H13V242H12ZM110 240L113 242V245H111V244L108 245V251L102 252L100 249H98L96 247V250L98 252V254L96 256L98 259V262H97L98 264H121V263L122 264H144L143 262H141L142 260L141 261H139V260L138 261L128 260V262L126 260V262H120L117 258V256L119 255L120 252L118 253V252L114 251L118 241L116 239H110ZM181 241H183V240H181ZM204 243H205V241H204ZM13 244H15V246H13ZM216 244H217V242H216ZM202 245H203V243H202ZM235 245L238 247L237 244H235ZM13 247L15 248V250L17 249L16 252L18 253L17 259L15 262H14L13 257H11L10 260H8V258H7L8 253L10 251H12ZM16 247H18V248H16ZM131 247H132V245L130 246V248ZM112 249H114V250L112 251ZM116 250H118V249H116ZM124 250L125 251H123V252H128L130 249L125 248ZM133 250L135 251L134 248H133ZM135 252H134V254H136ZM183 253H185V252H183ZM33 254H34V252H33ZM110 255H112V257H113L112 262H109L106 260V257H109ZM130 255L131 254H127L126 258H129ZM62 256H60V257L62 258ZM121 256L122 257L124 256V255H122V252H121ZM97 259L92 258L91 261L95 262ZM154 259L156 260L157 258L156 257L152 258V261L150 263H153ZM123 260H124V258H123ZM154 264H155V262H154ZM171 264H175V262L172 260Z\"/></svg>",
	"mask_w": 264,
	"mask_h": 264
}]
</instances>
